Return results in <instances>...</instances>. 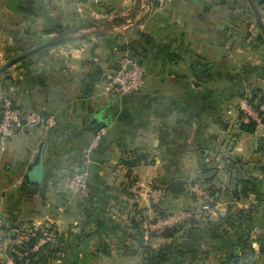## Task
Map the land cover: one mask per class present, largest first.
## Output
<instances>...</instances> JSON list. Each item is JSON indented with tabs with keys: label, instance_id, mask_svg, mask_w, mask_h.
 <instances>
[{
	"label": "crops",
	"instance_id": "1",
	"mask_svg": "<svg viewBox=\"0 0 264 264\" xmlns=\"http://www.w3.org/2000/svg\"><path fill=\"white\" fill-rule=\"evenodd\" d=\"M149 1L0 0V67L69 38L46 63L0 74V100L55 118L48 131L22 126L0 143V264L6 252L28 254L24 264H264V120L243 124L238 110L243 97L264 101V0H251L260 21L245 0L249 11L233 0ZM123 54L146 74L125 98L104 85ZM100 127L107 134L88 151ZM77 169L86 185L72 191ZM175 179L215 189L223 208L150 237L131 189L163 190L156 208L140 199L153 218L191 205L166 191ZM42 230L52 237L32 251Z\"/></svg>",
	"mask_w": 264,
	"mask_h": 264
},
{
	"label": "built area",
	"instance_id": "2",
	"mask_svg": "<svg viewBox=\"0 0 264 264\" xmlns=\"http://www.w3.org/2000/svg\"><path fill=\"white\" fill-rule=\"evenodd\" d=\"M162 3L163 0H156L158 6ZM104 85L108 95L122 98L135 96L145 88V70L133 57L123 54L117 59L114 67L104 74ZM238 110L243 124L253 123L258 126L264 120V101L252 102L248 97H243L238 102ZM54 124L53 115L37 111L22 113L10 98L5 97L0 100V143L2 144L6 143L13 136L15 130L22 126L42 128L44 131H48L54 127ZM106 134L105 127L98 128L90 141L88 151L97 148ZM86 178L85 170L76 171L68 182L69 189L72 191L84 189ZM131 191L137 203L139 228L144 234L154 238H162L168 231L177 230L188 224L204 223L223 208L220 207L222 204L217 201L215 189H210L197 181L185 186L186 194L193 203L192 206L148 218L143 216L140 199L147 198L153 208L157 207L160 204L163 190L143 192L137 186H133ZM36 232L31 233L35 240L32 251L44 247L52 237L50 231L42 230L38 234ZM12 253H15L14 249H12ZM6 254L1 264H18V261L21 262L28 256V254H24L21 257H15L7 252Z\"/></svg>",
	"mask_w": 264,
	"mask_h": 264
},
{
	"label": "water",
	"instance_id": "3",
	"mask_svg": "<svg viewBox=\"0 0 264 264\" xmlns=\"http://www.w3.org/2000/svg\"><path fill=\"white\" fill-rule=\"evenodd\" d=\"M246 1L248 2L252 11L254 12V14L257 18V21H260V19L258 17V12H257L254 4L252 3V1L251 0H246ZM148 4H150L149 0H148ZM67 41H69L68 37H60V38L54 39L52 41L42 43V44H40V45H38V46L28 50V51L16 56V57L8 60L3 66L0 67V74L5 72L7 69L16 65L17 63L21 62L24 59H27V58L35 55V54H38L42 51L47 50L49 48L61 45ZM95 123H96V120L93 119L91 124H95ZM41 159H42V154L40 153L39 154V161ZM37 164H39V163H37ZM213 173L214 172H211L210 174H213ZM204 177H208V175H204ZM233 184L237 186L238 181H233ZM165 189L167 192H169L170 194H173V195H178V194L184 193L185 192V181L183 179L172 180L166 185ZM247 189H248V186L246 184H243V185H241L239 190L233 189V191H231V194L234 198H237L238 194L244 196L247 193ZM240 263H241V260L238 258H235L232 260V264H240Z\"/></svg>",
	"mask_w": 264,
	"mask_h": 264
},
{
	"label": "rangeland",
	"instance_id": "4",
	"mask_svg": "<svg viewBox=\"0 0 264 264\" xmlns=\"http://www.w3.org/2000/svg\"><path fill=\"white\" fill-rule=\"evenodd\" d=\"M230 1H232V0H230ZM233 1H235L236 2V6L238 7V10H241L242 8H244L245 10H247V11H249L248 9L249 8H247V6L246 5H249L248 4V2L246 1V5H244V6H242V4L240 3V0H233ZM240 8V9H239ZM251 13V12H250ZM253 21V20H252ZM52 40H54V37H50L49 38V40L48 41H52ZM48 41H45V42H48ZM45 42H43V43H45ZM40 44H42V43H40ZM39 44V45H40ZM36 46H38V45H36ZM35 46V47H36ZM34 48V47H33ZM52 49H54V47H52V48H49L48 50H46V51H42V52H40V53H38V54H35V55H33V56H31V57H29V58H27V59H24V60H22L21 62H19V63H17L16 65H14V66H12V67H10L9 69H7L5 72H3V73H9L10 71H12L13 69H15V68H17V67H20L21 65H23V64H26V62L27 63H29V62H31V61H43V63H46L47 62V60L45 59V53L46 52H48V51H50V50H52ZM22 53H24V52H22ZM22 53H20V54H22ZM53 53H54V50H53ZM19 54V55H20ZM18 56V55H17ZM16 57V56H15ZM14 58V57H13ZM12 59V58H11ZM10 60V59H9ZM7 62V61H6ZM5 64V63H4ZM79 169H77V170H75V171H78ZM74 171V172H75ZM185 193H186V191H185ZM192 202H191V205L190 206H192Z\"/></svg>",
	"mask_w": 264,
	"mask_h": 264
},
{
	"label": "trees",
	"instance_id": "5",
	"mask_svg": "<svg viewBox=\"0 0 264 264\" xmlns=\"http://www.w3.org/2000/svg\"><path fill=\"white\" fill-rule=\"evenodd\" d=\"M130 165H131V166H134V165H136V162H132V163H130ZM154 208H156V207H154ZM172 231H173V230H172ZM172 231H171V232H172ZM174 231H175V230H174ZM163 236H165V235H163ZM33 243H34V242H33ZM24 262H25V261H24V259H23V261H21V262L18 261L17 263H18V264H24Z\"/></svg>",
	"mask_w": 264,
	"mask_h": 264
}]
</instances>
